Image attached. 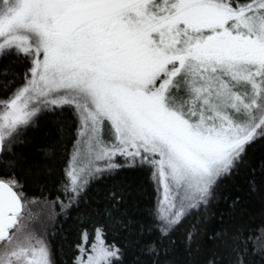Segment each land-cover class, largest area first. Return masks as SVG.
<instances>
[{"label":"snow or ice","instance_id":"snow-or-ice-1","mask_svg":"<svg viewBox=\"0 0 264 264\" xmlns=\"http://www.w3.org/2000/svg\"><path fill=\"white\" fill-rule=\"evenodd\" d=\"M0 264H264V0H0Z\"/></svg>","mask_w":264,"mask_h":264},{"label":"trees","instance_id":"trees-1","mask_svg":"<svg viewBox=\"0 0 264 264\" xmlns=\"http://www.w3.org/2000/svg\"><path fill=\"white\" fill-rule=\"evenodd\" d=\"M29 138L32 139V143L27 146L25 149L28 151V153L35 159H41L42 157V149L48 148L51 149L54 153L57 155L53 158V164L57 168L60 166V157L59 153L62 151V145L66 143L65 140L62 139L61 133L58 130L57 126L55 124H52L48 121V118H46L44 121H41L40 125V130L36 131L33 130L32 132L29 133ZM124 177H127L129 182L133 185L135 188L137 186V177L135 173L132 172H126L122 175V179ZM50 183V182H49ZM237 183V180L233 181H228L226 186H222V191L224 192L225 195H230V187L232 184ZM238 183L239 185L243 186L245 184V180L243 176L238 178ZM101 190L100 185H93L92 192L90 195L93 197H96V193ZM28 191L30 193H37L38 194V189L35 183H30L28 186ZM133 196H136V193H133ZM98 198V197H97ZM143 199L146 201L147 196L144 195ZM218 209L220 211H224L226 209V205L223 201H221L217 205ZM251 210L258 214L260 211V202L259 200L253 198L252 200V208ZM213 223H216V218L213 219Z\"/></svg>","mask_w":264,"mask_h":264}]
</instances>
